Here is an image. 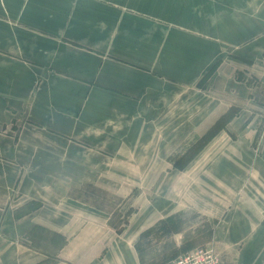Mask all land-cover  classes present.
Wrapping results in <instances>:
<instances>
[{
    "label": "crops",
    "instance_id": "obj_1",
    "mask_svg": "<svg viewBox=\"0 0 264 264\" xmlns=\"http://www.w3.org/2000/svg\"><path fill=\"white\" fill-rule=\"evenodd\" d=\"M252 108L264 0H0V264H147L175 241L167 264L190 212L223 264H264ZM90 191L145 200L117 228Z\"/></svg>",
    "mask_w": 264,
    "mask_h": 264
},
{
    "label": "rangeland",
    "instance_id": "obj_2",
    "mask_svg": "<svg viewBox=\"0 0 264 264\" xmlns=\"http://www.w3.org/2000/svg\"><path fill=\"white\" fill-rule=\"evenodd\" d=\"M250 82L254 83L256 81H253L250 78ZM257 83V82H256ZM252 98V97H251ZM253 99V98H252ZM250 99L251 103H256L255 100ZM239 105L234 104L231 108H229L225 113H223L216 121V123L210 127L200 138H203L210 130H216L219 131L222 128H224V125L230 120V118H234L239 113ZM251 111H248V117L250 116V119L256 120L257 123L260 124L258 126V131L255 134V140L253 142V147L255 151L260 152L264 149V112H260L256 110V108L250 109ZM246 114V113H245ZM204 140L194 139L193 142H185L182 145V151L178 150V159L174 160V164L176 165V162H178L180 165L187 164L186 162L188 159L191 158V156L200 148L203 147ZM181 147V146H180ZM263 147V148H262ZM181 149V148H180ZM180 167V166H179ZM88 195L91 197V199H96L98 201L104 202L107 205H111L114 208V214L112 217V222L117 228H121L124 226V224L128 220V215L133 211L135 208L133 205V201L136 199L137 203H143L145 200V197L142 196V198L138 197L140 193H134L132 196L129 197H118L116 195H112L110 193H101V192H89ZM188 222H186L185 225V235L186 240L184 242V247L182 250L187 251L191 248L195 247H204L209 246L213 247L212 244H208V239L211 235V224H209V221L206 219V217L194 214L190 212L188 216L186 217ZM168 243V244H166ZM156 248L153 249V252H158L159 254H153L147 257V264H166L165 262L171 258H173V254L175 250V241L174 242H165L161 244L160 242L156 243ZM163 245L167 247V250H161L160 246ZM214 248V247H213ZM181 247H179L178 250H180ZM160 251L163 252V254L160 253ZM146 258V257H144ZM220 258V256H219ZM221 259V258H220Z\"/></svg>",
    "mask_w": 264,
    "mask_h": 264
},
{
    "label": "built area",
    "instance_id": "obj_3",
    "mask_svg": "<svg viewBox=\"0 0 264 264\" xmlns=\"http://www.w3.org/2000/svg\"><path fill=\"white\" fill-rule=\"evenodd\" d=\"M167 264H223L213 247H195L189 249Z\"/></svg>",
    "mask_w": 264,
    "mask_h": 264
},
{
    "label": "trees",
    "instance_id": "obj_4",
    "mask_svg": "<svg viewBox=\"0 0 264 264\" xmlns=\"http://www.w3.org/2000/svg\"><path fill=\"white\" fill-rule=\"evenodd\" d=\"M217 132H218V131H216V130H215V131H214V130H210V131H209V132H208L203 138H199V141H200V140H204V142H202V143H203V147L207 144V142H208V141H209V140H210V139H211V138H212ZM203 147H202V148H203ZM202 148H200V149H202ZM200 149H199V150H200ZM199 150H197L194 154H196ZM194 154H193V155H194ZM193 155H192V156H193ZM192 156H191V157H192ZM189 161H190V159H188V161H187L186 163H188ZM183 165H184V164H183ZM176 166H178V167L180 166V167H181L182 165H180L178 162H176Z\"/></svg>",
    "mask_w": 264,
    "mask_h": 264
}]
</instances>
